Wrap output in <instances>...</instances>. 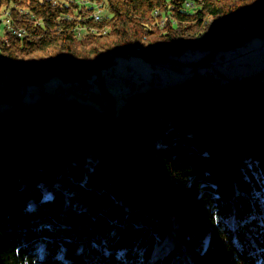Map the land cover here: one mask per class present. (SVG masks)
<instances>
[{"label":"trees","instance_id":"1","mask_svg":"<svg viewBox=\"0 0 264 264\" xmlns=\"http://www.w3.org/2000/svg\"><path fill=\"white\" fill-rule=\"evenodd\" d=\"M256 36L264 0H0V264H264V82L213 64ZM136 50L191 76L22 98Z\"/></svg>","mask_w":264,"mask_h":264},{"label":"rangeland","instance_id":"2","mask_svg":"<svg viewBox=\"0 0 264 264\" xmlns=\"http://www.w3.org/2000/svg\"><path fill=\"white\" fill-rule=\"evenodd\" d=\"M238 51L240 55L233 59L234 64L232 67L228 65V62L220 63L222 60L220 55L222 53L218 54L213 63L216 69L214 74L218 70L226 73L228 77L223 78L225 81L243 77L251 82L255 80L256 76H260L261 81L264 82V37L256 36L251 38ZM201 56L200 53L195 55L188 52L186 55H183V60L198 59ZM207 67L201 68L208 70ZM188 70L187 66H183L182 72L166 68L158 63H152L140 54L120 55L116 57L115 63L112 66L103 69L100 74L93 73L90 75L91 80L88 82L97 81L95 88L90 93L72 94L68 97H88V99H82V102L90 104L95 109L103 110L102 108L105 105H110L111 101L108 99L107 94L103 93L102 89L105 88L108 92L112 93L113 100L111 103L113 102V108L119 112L132 94L145 92L152 86L163 88L180 84L190 78L191 75ZM99 75H102V77L100 78ZM129 80L133 85H136L135 88L126 84V81ZM73 84L66 83L61 79L59 74L54 73L43 84L28 85L27 88L23 89L24 94L22 98L25 103L31 104L41 97L42 91L50 94L59 92L60 94L62 89H68ZM93 93L101 95V101H97L98 99L95 98L92 99L91 95Z\"/></svg>","mask_w":264,"mask_h":264},{"label":"built area","instance_id":"3","mask_svg":"<svg viewBox=\"0 0 264 264\" xmlns=\"http://www.w3.org/2000/svg\"><path fill=\"white\" fill-rule=\"evenodd\" d=\"M231 54H236V51H233ZM96 84L97 81L86 82L84 84H73L68 89H62L61 92H66L70 95L78 93L88 94L95 88ZM126 84L130 85L131 87L134 86L130 80L126 81Z\"/></svg>","mask_w":264,"mask_h":264},{"label":"bare ground","instance_id":"4","mask_svg":"<svg viewBox=\"0 0 264 264\" xmlns=\"http://www.w3.org/2000/svg\"><path fill=\"white\" fill-rule=\"evenodd\" d=\"M100 14H101V10L97 11V13L95 14V18H96L97 20L100 19ZM233 51H236V54H234V55L231 54L233 57H237V56H239V55H238V54H239L238 49L233 50ZM233 51H231L230 53H232ZM136 54H137V53H136ZM138 54H139V53H138ZM227 62H228V65H229L230 67H232L233 64H234V60H233V59H230V60H228ZM237 79H240V80H242V81H246V79L243 78V77H238ZM60 95H62L63 97H68V96H70V94H68V93H66V92H61V91H60Z\"/></svg>","mask_w":264,"mask_h":264},{"label":"water","instance_id":"5","mask_svg":"<svg viewBox=\"0 0 264 264\" xmlns=\"http://www.w3.org/2000/svg\"><path fill=\"white\" fill-rule=\"evenodd\" d=\"M133 53H135V54H136V53H139V50H136V51H135V52H133Z\"/></svg>","mask_w":264,"mask_h":264},{"label":"crops","instance_id":"6","mask_svg":"<svg viewBox=\"0 0 264 264\" xmlns=\"http://www.w3.org/2000/svg\"><path fill=\"white\" fill-rule=\"evenodd\" d=\"M70 84V83H69ZM67 87V86H66ZM86 99H88V98H86Z\"/></svg>","mask_w":264,"mask_h":264}]
</instances>
